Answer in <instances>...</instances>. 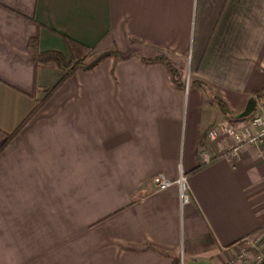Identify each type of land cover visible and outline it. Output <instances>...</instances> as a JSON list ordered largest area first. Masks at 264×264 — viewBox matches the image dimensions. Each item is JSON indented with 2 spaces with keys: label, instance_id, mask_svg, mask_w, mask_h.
I'll return each mask as SVG.
<instances>
[{
  "label": "crops",
  "instance_id": "0c3cea01",
  "mask_svg": "<svg viewBox=\"0 0 264 264\" xmlns=\"http://www.w3.org/2000/svg\"><path fill=\"white\" fill-rule=\"evenodd\" d=\"M62 36L94 57L19 127L61 77L30 42L67 55ZM160 55L181 86L143 61ZM262 87L264 0H0V264H223L264 241V146L197 159L209 130L261 111ZM180 172L184 204L151 181Z\"/></svg>",
  "mask_w": 264,
  "mask_h": 264
},
{
  "label": "built area",
  "instance_id": "2783aa9c",
  "mask_svg": "<svg viewBox=\"0 0 264 264\" xmlns=\"http://www.w3.org/2000/svg\"><path fill=\"white\" fill-rule=\"evenodd\" d=\"M219 133L230 139L226 149L221 154L214 152L209 146ZM244 144L254 145L257 148L264 146V110L255 113L250 118L249 124L238 126L234 123L223 121L218 124L216 129L209 130L207 132V142L201 143L197 150L199 165L206 166L220 157L236 160L237 151ZM259 155L264 161L261 151ZM151 181L155 191H162L172 185H176L181 204L187 203L191 199L187 176L181 172L175 180H169L164 175L157 173L152 177ZM236 245L234 253L223 264H260L264 261L263 240L253 236H246Z\"/></svg>",
  "mask_w": 264,
  "mask_h": 264
},
{
  "label": "trees",
  "instance_id": "16d2710c",
  "mask_svg": "<svg viewBox=\"0 0 264 264\" xmlns=\"http://www.w3.org/2000/svg\"><path fill=\"white\" fill-rule=\"evenodd\" d=\"M66 50L67 55L56 51V50H48V51H39L38 45H37V37L30 42V47L33 50V57L34 62L36 65H48L55 67L58 69L61 73L60 79L52 86L50 87L41 100H38L36 102V105L31 110V112L26 116V118L22 121V123L19 125L21 127L29 118H31L34 114V112L38 111L42 105L44 104L45 100L51 96L56 89L60 86L63 81L71 77L76 71L86 69L90 62L92 61L94 57V50L91 47H88L74 39H71L67 36H62ZM117 53L116 50L112 51V54ZM146 62H161L170 72L173 83L177 86H181L182 82L180 79V73L176 68L172 66L169 60L163 55L157 56L153 59H146L143 60ZM184 83V82H183ZM189 85L190 84H196L199 87H201L204 91H207V87L205 83L198 80H191L189 79ZM212 102L217 106L219 111L225 115H231V112L227 108L225 102L218 97L217 95H210ZM255 97L259 100L260 103H264V87L259 89L255 92ZM17 132L15 130L11 134L8 135V138H10L12 135H14ZM171 264H183V260H179L178 254H172L171 255Z\"/></svg>",
  "mask_w": 264,
  "mask_h": 264
},
{
  "label": "rangeland",
  "instance_id": "374dc122",
  "mask_svg": "<svg viewBox=\"0 0 264 264\" xmlns=\"http://www.w3.org/2000/svg\"><path fill=\"white\" fill-rule=\"evenodd\" d=\"M187 77H188V73L186 72V74L184 73V75H183V81H186L187 80ZM181 79V78H180ZM185 89H186V87H185ZM187 90V89H186ZM259 101V100H258ZM261 106H262V108H261V110H264V103L262 104H260ZM179 260H182V258H181V256L179 255ZM183 264H184V262H183Z\"/></svg>",
  "mask_w": 264,
  "mask_h": 264
},
{
  "label": "water",
  "instance_id": "95a60500",
  "mask_svg": "<svg viewBox=\"0 0 264 264\" xmlns=\"http://www.w3.org/2000/svg\"><path fill=\"white\" fill-rule=\"evenodd\" d=\"M260 264H264V261H263V262H261Z\"/></svg>",
  "mask_w": 264,
  "mask_h": 264
}]
</instances>
